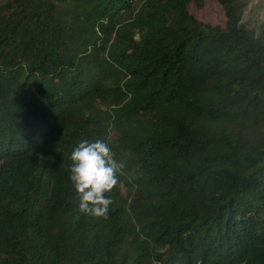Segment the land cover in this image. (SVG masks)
<instances>
[{
	"label": "trees",
	"instance_id": "16d2710c",
	"mask_svg": "<svg viewBox=\"0 0 264 264\" xmlns=\"http://www.w3.org/2000/svg\"><path fill=\"white\" fill-rule=\"evenodd\" d=\"M215 1L0 0V264H264V21ZM84 139L125 162L107 219Z\"/></svg>",
	"mask_w": 264,
	"mask_h": 264
},
{
	"label": "clouds",
	"instance_id": "9594fccd",
	"mask_svg": "<svg viewBox=\"0 0 264 264\" xmlns=\"http://www.w3.org/2000/svg\"><path fill=\"white\" fill-rule=\"evenodd\" d=\"M68 179L79 200V211L94 218L107 219L113 199L107 195L119 184L125 168L110 145L102 139L81 140L70 153Z\"/></svg>",
	"mask_w": 264,
	"mask_h": 264
},
{
	"label": "rangeland",
	"instance_id": "374dc122",
	"mask_svg": "<svg viewBox=\"0 0 264 264\" xmlns=\"http://www.w3.org/2000/svg\"><path fill=\"white\" fill-rule=\"evenodd\" d=\"M190 10L196 17L205 22L221 25L224 23L225 16L223 8L215 0H205L204 5L200 8L192 4ZM242 20L247 26L253 27L257 33L260 24L264 21V0H248Z\"/></svg>",
	"mask_w": 264,
	"mask_h": 264
}]
</instances>
